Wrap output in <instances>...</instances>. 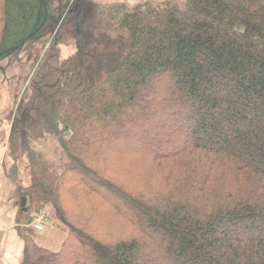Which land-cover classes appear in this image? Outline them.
Masks as SVG:
<instances>
[{
  "label": "trees",
  "instance_id": "obj_1",
  "mask_svg": "<svg viewBox=\"0 0 264 264\" xmlns=\"http://www.w3.org/2000/svg\"><path fill=\"white\" fill-rule=\"evenodd\" d=\"M103 1L0 0V75L49 39L2 164L20 264H264V0Z\"/></svg>",
  "mask_w": 264,
  "mask_h": 264
},
{
  "label": "rangeland",
  "instance_id": "obj_2",
  "mask_svg": "<svg viewBox=\"0 0 264 264\" xmlns=\"http://www.w3.org/2000/svg\"><path fill=\"white\" fill-rule=\"evenodd\" d=\"M147 1L161 2L166 0H106L103 1V3L123 2L128 6H133ZM174 1H176L181 8H184L186 0H174ZM47 46H48V34L44 33L35 40L31 39L28 43L25 44V46L22 48L21 51L13 54L12 56H10L9 58L3 61L2 65L4 67V73L0 75V106H2L1 111H3L0 117H2L3 119L6 118L8 114L13 110L15 99L20 97L21 94L23 93L24 88L26 87L30 79V76L34 71V68L36 67L38 60L43 55ZM61 52L63 58L67 57L73 52V47H61ZM45 150L47 151V154L50 158L51 157L54 158L57 155L56 153H54L55 150L52 147L46 148ZM19 179L22 186L27 185L29 182V174L27 171L25 161H23L20 166ZM3 224L5 226V224L7 223L4 222ZM48 224L50 225L49 222ZM50 228L58 231V233H55L58 239L51 240V243L49 244L45 240V237L46 235H49L51 231ZM64 234H65L64 231L58 230L57 228L54 227V225L53 226L50 225L48 227H45L43 232H39V233L34 232L33 237L37 242L39 240V243L42 246L55 250L59 248L61 241L65 238ZM43 238L44 240H41ZM52 244H54V247H51Z\"/></svg>",
  "mask_w": 264,
  "mask_h": 264
},
{
  "label": "crops",
  "instance_id": "obj_3",
  "mask_svg": "<svg viewBox=\"0 0 264 264\" xmlns=\"http://www.w3.org/2000/svg\"><path fill=\"white\" fill-rule=\"evenodd\" d=\"M1 107L2 106H0V115L3 113ZM10 114L11 112L8 116ZM8 116L4 119L0 117V264H20L23 256L24 244L15 230V218L19 210V193L17 187L6 177L2 166L11 130V122L8 120ZM4 222L7 223L5 226L3 224ZM50 225L52 224L50 223ZM50 225L48 224V226ZM51 228L49 235H46L45 237V240L49 244L51 243V240L58 239L55 234L58 233V231ZM64 237H66V235ZM41 240H44V238ZM64 240L65 238L61 241L59 248L55 250L42 246L39 243V240L38 242L35 240V242L42 248L56 252L60 249ZM51 247H54V244H52Z\"/></svg>",
  "mask_w": 264,
  "mask_h": 264
},
{
  "label": "built area",
  "instance_id": "obj_4",
  "mask_svg": "<svg viewBox=\"0 0 264 264\" xmlns=\"http://www.w3.org/2000/svg\"><path fill=\"white\" fill-rule=\"evenodd\" d=\"M48 225V211L42 209L32 216L31 228L34 232H43Z\"/></svg>",
  "mask_w": 264,
  "mask_h": 264
},
{
  "label": "water",
  "instance_id": "obj_5",
  "mask_svg": "<svg viewBox=\"0 0 264 264\" xmlns=\"http://www.w3.org/2000/svg\"><path fill=\"white\" fill-rule=\"evenodd\" d=\"M36 33L31 34L30 36H28L25 41L22 43V45H25L27 42H29L31 39H33V37L35 36ZM20 208L22 212H27L28 209L26 208V199L22 198L20 200Z\"/></svg>",
  "mask_w": 264,
  "mask_h": 264
}]
</instances>
